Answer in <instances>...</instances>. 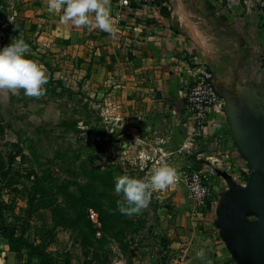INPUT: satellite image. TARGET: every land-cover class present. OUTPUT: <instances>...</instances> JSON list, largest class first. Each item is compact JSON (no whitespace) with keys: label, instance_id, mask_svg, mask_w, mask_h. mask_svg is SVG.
Listing matches in <instances>:
<instances>
[{"label":"rangeland","instance_id":"374dc122","mask_svg":"<svg viewBox=\"0 0 264 264\" xmlns=\"http://www.w3.org/2000/svg\"><path fill=\"white\" fill-rule=\"evenodd\" d=\"M59 17L48 11L47 0H0V50L13 38L24 39L30 45L25 57L42 64L49 77L44 86L46 94L39 99L26 96L23 90L17 94L0 92L2 167L7 170L9 155H14L17 162L10 179L20 181L8 186L0 176V199L13 203L17 215L25 217L29 226L23 227L29 240L38 241L53 230L55 238L48 250L59 261L68 259L70 264H98L95 253L106 255L107 264H115L118 255L125 252L131 263L133 257H140L145 264H176V260L180 264L182 259L197 258L203 249L201 243L208 240L204 258L194 257L188 264H236L216 225L217 209L228 189L219 172L245 185L252 168L234 142L224 106L218 109L225 130L206 140L212 155H206V146L200 141L194 152L193 169L205 173L213 192L207 207L194 211L186 187L176 184L153 192L141 214H121L116 202L123 194H116L115 178L126 175L143 180L157 167L137 165L132 153H124L127 147L121 146L120 139L112 141L105 105L109 87L102 82L104 76H95L89 52L81 51L75 41L59 39ZM223 133L228 134L231 149L238 150L239 156L227 155ZM215 138L221 140L220 145L216 146ZM33 175L70 217V227L55 228L50 209L40 205L34 207L32 217H27L33 185L29 178ZM89 205L102 214L103 237L93 234L86 218ZM192 242L193 249L185 253Z\"/></svg>","mask_w":264,"mask_h":264},{"label":"crops","instance_id":"0c3cea01","mask_svg":"<svg viewBox=\"0 0 264 264\" xmlns=\"http://www.w3.org/2000/svg\"><path fill=\"white\" fill-rule=\"evenodd\" d=\"M259 1L145 0L123 12L120 22L116 21L117 6L111 2L112 34L58 21L59 39L79 43L94 62L95 76H104L102 82L109 87L107 128L112 141L120 139L121 146L127 147L124 153H132L137 165L156 166L162 152L171 155L179 169L194 168V153L188 155L184 148L189 136L185 98L204 68L214 73L221 97L236 99L248 83L264 85V24ZM221 123L223 116L215 108L209 136L200 140L206 155H212L206 140L225 130ZM221 135L226 138L228 134ZM230 149L227 137V155L239 156L238 150ZM201 245L196 259L204 258L202 253L210 246L208 240ZM186 247L185 253L193 249V242ZM126 253L118 255L115 264H145L140 257L129 262ZM193 258L182 259L180 264L192 263ZM25 262V253L10 252L0 235V264Z\"/></svg>","mask_w":264,"mask_h":264},{"label":"water","instance_id":"95a60500","mask_svg":"<svg viewBox=\"0 0 264 264\" xmlns=\"http://www.w3.org/2000/svg\"><path fill=\"white\" fill-rule=\"evenodd\" d=\"M221 98L234 142L252 171L245 185L219 172L228 189L216 225L236 264H264V85L248 83L236 99Z\"/></svg>","mask_w":264,"mask_h":264},{"label":"clouds","instance_id":"9594fccd","mask_svg":"<svg viewBox=\"0 0 264 264\" xmlns=\"http://www.w3.org/2000/svg\"><path fill=\"white\" fill-rule=\"evenodd\" d=\"M110 5L111 0H47L50 13H63L61 24L112 34L115 27ZM9 19L13 23V19ZM29 51L30 45L22 38H13L10 45L0 50V92L17 94L23 90L26 96L37 99L46 94L47 71L42 64L25 57ZM179 179L176 169L170 166L154 169L150 178L143 180L118 176L115 178V192L117 195L122 193L123 199L117 200V208L128 217L139 215L149 206L153 192L166 190Z\"/></svg>","mask_w":264,"mask_h":264},{"label":"built area","instance_id":"2783aa9c","mask_svg":"<svg viewBox=\"0 0 264 264\" xmlns=\"http://www.w3.org/2000/svg\"><path fill=\"white\" fill-rule=\"evenodd\" d=\"M143 1L145 0H111L117 6L116 21L120 22L123 12L132 11ZM258 10L263 17L264 24V0L259 1ZM185 99L189 136L184 148L188 155H192L198 149L199 141L209 136L208 128L213 110L215 108L223 109L224 106V100L219 96L216 89L214 73L208 68L201 70L191 83ZM214 141L216 146L221 144V140L217 138ZM159 155L160 158L155 162V165L170 166L176 169L180 177L176 184H183L186 187L194 211H202L206 208L212 199L213 192L205 173L194 169H179L173 163L171 155H164L162 152ZM87 216L96 229V237H102L103 223L99 212L93 207H89Z\"/></svg>","mask_w":264,"mask_h":264},{"label":"trees","instance_id":"16d2710c","mask_svg":"<svg viewBox=\"0 0 264 264\" xmlns=\"http://www.w3.org/2000/svg\"><path fill=\"white\" fill-rule=\"evenodd\" d=\"M3 135V130L0 127V137ZM9 167L7 170H4L2 165L4 164L2 155L0 152V176L8 182V186H13L18 184L20 181L15 179H10L14 170V164L17 162L14 155H9ZM19 175V172H17ZM20 176V175H19ZM33 185L31 187L30 199L28 201L29 211L27 217H32L34 212V207L40 205L43 209H50L52 214V221L55 228H68L71 226V219L68 217L61 208L57 206L55 201L51 200L49 193L45 187H43L37 176L33 175L29 178ZM11 182V184L9 183ZM93 207L100 214L101 221L103 223L102 237L104 235V221L100 210L94 206L89 205L86 208V218L90 223L93 234L96 237V229L90 222L87 216V209ZM29 226L25 217L17 215L16 209L13 203H7L3 199H0V235L3 237L6 242L10 252L14 253H25L26 262L24 264H70V261L64 260L63 262L59 261L48 249L55 238L53 230L47 231L43 237L39 238L38 241H30L26 235V228ZM88 255V253H87ZM95 258L98 264H107L108 258L106 255H100L95 253Z\"/></svg>","mask_w":264,"mask_h":264}]
</instances>
